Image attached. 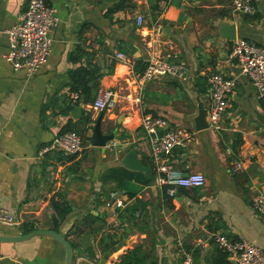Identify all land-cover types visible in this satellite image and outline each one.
Segmentation results:
<instances>
[{
    "label": "crops",
    "instance_id": "1",
    "mask_svg": "<svg viewBox=\"0 0 264 264\" xmlns=\"http://www.w3.org/2000/svg\"><path fill=\"white\" fill-rule=\"evenodd\" d=\"M27 2L0 0V205L20 222L16 229L0 227V235L63 231L75 252L71 264H180L178 243L192 264H231L212 234L264 247V216L251 206L257 194L264 196V122L256 117L264 116V98L238 77L228 57L237 40L264 48V0H252L253 17L234 13L232 0H45L58 23L47 60L35 74L13 71L2 58L4 31ZM221 26H232L233 41ZM166 57L184 67V81L169 75L138 80L148 60ZM80 65L99 69L97 89L113 95L105 111L72 100L69 76ZM211 73L234 78L235 86L217 129L205 113V127L196 130ZM143 115L186 131L188 140L169 161L182 174H201L202 187L164 196L140 129ZM99 116L101 134L115 137L110 150L90 146ZM68 124L89 139L82 154L38 158V149ZM236 163L240 169L233 170ZM113 190L124 203L116 220L103 207ZM60 204L69 208L62 222L54 213ZM63 259L62 247L44 236L0 244V264Z\"/></svg>",
    "mask_w": 264,
    "mask_h": 264
},
{
    "label": "built area",
    "instance_id": "2",
    "mask_svg": "<svg viewBox=\"0 0 264 264\" xmlns=\"http://www.w3.org/2000/svg\"><path fill=\"white\" fill-rule=\"evenodd\" d=\"M231 9L234 13L253 17L255 8L252 0H232ZM57 18L53 8L45 0H28L25 9L18 15L14 24L9 26L4 35L6 52L3 60L13 71L24 70L27 74H35L46 62L51 45L50 34L57 26ZM143 20L135 17V24L140 26ZM229 59L238 70V77L248 81L255 89L257 96L264 98V48L246 40H237L230 48ZM115 59L124 62L121 54ZM172 76L180 81L186 78V70L179 64L167 61V57L153 58L147 61L138 77L139 81H149L155 77ZM207 105L205 108L208 123L217 129V122L229 108L228 96L235 86V79L211 73L205 78ZM112 93L97 89L90 103V109L100 113L105 111L112 100ZM73 101H79L72 94ZM143 138L147 141L150 162L155 173V183L164 196L172 199L178 189L200 188L204 177L199 173L182 174L170 163L172 150L181 147L189 135L184 129H169L167 123L150 115H143L140 120ZM81 136L74 132H65L53 138L47 145L38 149V158L51 153L65 156H77L84 148ZM115 144L110 141L103 148L110 150ZM240 169L236 163L233 170ZM252 208L264 216V196L257 194L251 201ZM103 207L109 212L111 219L116 220L118 212L124 208L121 195L110 191L103 200ZM138 217V212H134ZM19 220L0 205V227L18 228ZM210 240L226 256L231 264H264V247L254 246L244 240H232L221 234H212ZM180 264H192L190 255L180 248Z\"/></svg>",
    "mask_w": 264,
    "mask_h": 264
},
{
    "label": "water",
    "instance_id": "3",
    "mask_svg": "<svg viewBox=\"0 0 264 264\" xmlns=\"http://www.w3.org/2000/svg\"><path fill=\"white\" fill-rule=\"evenodd\" d=\"M222 30H225V38L233 41V28L232 26H221ZM168 30L166 29H159L158 33H167ZM198 114L196 118V130H201L205 127V124H202L201 122L204 119L205 116V109H202L200 105H198ZM77 109H74L73 111H76ZM73 114V113H72ZM257 119L259 122L263 123L264 122V116H257ZM100 120L101 116L97 118L95 121V124L93 126L92 133L90 135V146L92 148H98L101 149L104 147L105 143L113 140L115 137L113 134L109 135H102L100 132ZM63 231L62 232H54V231H49V230H33L31 232H28L26 234H17V235H0V244H15V243H20L24 242L26 240H29L30 238L36 237V236H44L47 238H50L54 242H56L58 245H60L63 249L64 252V259H63V264H71L72 259L74 256V251L71 249L69 243L65 240L63 237ZM123 239H126V235H124ZM123 242L120 243L122 245ZM117 247H113L109 249L103 256L102 259H106L107 256L115 251Z\"/></svg>",
    "mask_w": 264,
    "mask_h": 264
},
{
    "label": "trees",
    "instance_id": "4",
    "mask_svg": "<svg viewBox=\"0 0 264 264\" xmlns=\"http://www.w3.org/2000/svg\"><path fill=\"white\" fill-rule=\"evenodd\" d=\"M72 60V59H71ZM101 77L99 69L96 67H89L87 65L78 66L69 76V91L72 94L78 95L80 101L84 104L91 103L94 94L98 87V79ZM70 124L65 126L64 132H74L82 137L84 145H87L89 139H84L83 133L74 131L69 127ZM87 140V141H86ZM68 207L60 204L54 208V213L57 216L59 222H62L65 219V216L68 214ZM33 228L25 229L22 233L26 234L31 232ZM112 245V244H111ZM123 260V261H122ZM121 263L125 264L124 259H121ZM128 264V263H127Z\"/></svg>",
    "mask_w": 264,
    "mask_h": 264
},
{
    "label": "rangeland",
    "instance_id": "5",
    "mask_svg": "<svg viewBox=\"0 0 264 264\" xmlns=\"http://www.w3.org/2000/svg\"><path fill=\"white\" fill-rule=\"evenodd\" d=\"M84 146H86V145H84ZM84 149H85V147L82 149V151L80 152V154H82V152L84 151ZM80 154H79V155H80Z\"/></svg>",
    "mask_w": 264,
    "mask_h": 264
}]
</instances>
